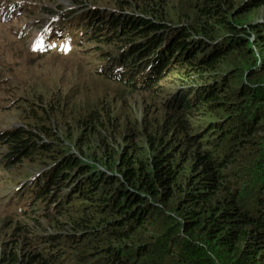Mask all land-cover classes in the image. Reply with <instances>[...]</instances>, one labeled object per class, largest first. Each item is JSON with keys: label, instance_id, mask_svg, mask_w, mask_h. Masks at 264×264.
I'll return each mask as SVG.
<instances>
[{"label": "trees", "instance_id": "trees-1", "mask_svg": "<svg viewBox=\"0 0 264 264\" xmlns=\"http://www.w3.org/2000/svg\"><path fill=\"white\" fill-rule=\"evenodd\" d=\"M122 1L117 4L141 12L117 8L119 12L106 18L112 29L100 36L102 42L147 40L143 44L147 51L149 46L159 50L166 41L168 47L158 54L156 75L165 71L172 76L182 71L186 55L187 61L200 52L202 56L185 69V86L160 102L156 114L132 121L114 119L109 106L99 100L97 107L83 106L76 115L66 114L55 101L48 103V110L40 100L37 104L25 100L28 125L7 130L2 138L10 156L18 158L1 161L11 159L16 164L39 153L53 155L50 181L40 189L44 215L30 217L35 226L44 229L36 223L42 221L53 232L36 233L24 221L18 222L25 230L27 249L21 251L16 243L1 252L0 264H264V66L252 67L247 78L234 85L236 78L202 88L196 83L234 50L250 53L252 43L264 46V18L260 23L238 19L264 8V0H181L179 9L172 6L174 0ZM218 37L220 42L212 44ZM227 101L236 102L228 106ZM216 108L226 109L225 117L205 123L209 127L204 134H194L196 118L203 110ZM67 119L89 134L99 129L97 136L106 140L115 130L123 138L128 136L124 140L130 143L121 149L118 162L125 186H115L97 201L108 175H92L78 165L80 159L64 150H48V141L32 133L52 135L51 125ZM74 146L85 144L74 139ZM115 161L111 156L107 163ZM149 198H157L174 213L167 217L165 231L156 229Z\"/></svg>", "mask_w": 264, "mask_h": 264}, {"label": "rangeland", "instance_id": "rangeland-1", "mask_svg": "<svg viewBox=\"0 0 264 264\" xmlns=\"http://www.w3.org/2000/svg\"><path fill=\"white\" fill-rule=\"evenodd\" d=\"M9 1L0 0V6L8 4ZM19 1L23 0H16V2ZM27 1L37 2L33 15L34 20L35 18L38 20L44 18L43 12L40 11L42 4H46L51 8L60 9V7L68 4L73 5L79 1H87L91 8L117 9L120 7L129 12L135 11L138 14L141 12L140 8H128L118 5L117 3H123L122 0ZM180 1L174 0L172 6L176 9L181 8ZM130 2L133 3L132 0ZM71 7L76 6H68V8ZM74 14L77 17L76 27L74 28V32H76L86 22L87 15L82 8L75 9ZM263 18L264 8H260L245 13L238 19L242 23L249 21L251 23H258ZM95 20L99 27L102 28L104 26V24L100 23L104 19L98 16L95 17ZM33 26L34 23L27 17L26 12H20L5 21L0 20V131H3L2 133L0 132V163L4 164L3 167L0 166V254L2 251H8L9 248H13L16 243L17 247L22 248L21 251L24 252L27 249L24 248L26 244L23 235L25 230L19 229L18 222L24 221L28 229L31 231L34 230L36 233L46 232L49 234L53 232V229L42 224V221L36 223L43 226L44 229L35 226L34 221L30 217L15 216L16 218H14L6 215L10 213L9 203L11 201L15 202V206L22 203L20 197L22 193L17 194L13 186L22 182L31 183L35 177L41 176L33 183H36L40 189H44V183L50 181V174L53 172V169H47L51 166V160L53 159V155H50V152L35 154L34 156H30L29 160H18L16 164H13L15 162L11 160L13 159L11 157L18 158V156H10L11 153L8 143L2 141L5 131L26 127L28 125L29 119H26L28 113H26L27 105L25 100H30L35 104L40 100L48 110V103L55 101L59 103L60 109L66 114L73 113L74 115L79 114L81 109L78 110V108H82L83 106L87 108H90L91 105L92 107H97V100H99L103 103V106H109L108 109H110L111 116H114V119L124 122L132 121L133 118L138 119L143 114H146V116H151L153 113L156 114L160 109V102L164 103L168 101L172 93H178L180 87L185 86L186 80H183L182 76L185 74V69L189 70L195 65L198 57L202 56L201 52L198 54L195 53V57L187 61L189 56L187 57L185 54L187 58L185 57V61L182 63L184 66L181 67L182 71H177L172 76L162 74L156 86L151 89H135L131 91L121 85L117 80H112L110 76L106 75L107 73H95L96 67L101 64L103 58L106 55H113L115 53L117 50L116 44H104L101 42L96 43L97 47L92 48V43L84 41L83 45L76 47L71 55L63 56L58 53L33 55L28 53L27 42L24 38V35L27 31L30 32ZM20 31L22 32L21 35L18 34ZM221 38H216L212 44L220 42ZM166 44L167 42L165 41L163 46H166ZM167 47L168 45L164 48L166 49ZM98 48H101L106 54L102 55ZM250 50L251 52L249 53L247 50L237 49L223 56L219 65L210 67L208 71H205L203 75L198 77L199 80L196 83L199 84V88L219 80L222 85H225L236 78V81L233 83L234 85L241 79L244 81L247 78L245 76L249 69L262 68L264 66V46L252 43ZM12 93H16L17 95L13 96ZM230 102L236 101H227L226 104L229 106L231 104ZM226 114L227 111L224 108L203 110L202 115L196 118V124L193 126L194 129L192 132L197 134L198 131H202V134H204L203 129L207 130L209 127H206L207 124L205 123L213 120H221ZM153 118L154 116L151 117V119ZM69 121L67 119L65 123L57 122V124H52L51 132L49 131L52 135L37 132L36 130H32V133L34 136H40L44 141H48L47 143H49L50 148L48 150H64L66 153L72 154L77 159H80L81 163H78V165L84 168V170L89 169L92 175L95 172L108 175V183L100 188V196H97V201L103 198L104 195L112 192L111 190L115 186L119 184H121V187L123 185L125 186V178L121 176L120 170L122 168L118 162L121 161L123 151L121 149L130 143L124 140L128 136L124 134L125 138H123L121 132L115 130L112 135H109V139L106 140L104 137L97 136L99 129H95V133L89 134V132L77 128ZM213 132H215L214 128L207 133V136H211ZM74 139L83 142L85 146L77 148L74 146ZM139 142L141 146L145 145L144 138H141ZM87 149L90 151H87ZM79 150H83V153ZM94 150H97V154L94 153ZM111 156L116 159L112 165L107 163ZM5 157L11 159L1 161ZM10 164L13 165L6 168ZM60 167L62 165L57 166L56 171L60 170ZM63 173H67V171ZM115 178H118L119 181L113 183L112 180ZM31 192L29 200L34 196L32 189ZM94 200L91 202L97 204L98 202ZM148 202L153 204L151 213L152 218L157 222L156 229L159 232L165 231L168 227L167 217L169 214L174 215V213L172 211H166L165 205L158 202L157 198H149ZM34 241L36 242V238H34Z\"/></svg>", "mask_w": 264, "mask_h": 264}, {"label": "clouds", "instance_id": "clouds-1", "mask_svg": "<svg viewBox=\"0 0 264 264\" xmlns=\"http://www.w3.org/2000/svg\"><path fill=\"white\" fill-rule=\"evenodd\" d=\"M9 2H16V0H10ZM22 2V9L19 11H15L13 16L16 14H19L20 12H26L27 17L33 21L34 28L36 25H39L38 29L36 31L41 32V35L39 36L38 40L46 39L49 38L50 42L53 40H58L62 38H58V34L61 32L54 31L52 29V25L54 23H57L59 27L65 31V33H73L74 28L76 27V19L77 17L75 16V9H80L82 8L85 14L87 15L86 22L82 24L76 33L79 36H83L84 41L90 42L91 47H97L96 43H101L102 41L100 40V35L104 36V31L112 29L111 26H108V20L106 18H109L110 14H114L119 12L118 9L116 8H99V7H93L91 8L87 1H79L76 4L73 5H66L64 7H60V9H55L51 8L46 4H42L40 6V11L43 12L44 18L42 20H38L33 18L34 11L36 9L37 2H31L27 0L19 1ZM7 4L4 6H0V10L4 11L6 10ZM68 6H76V7H71L68 8ZM127 13H132L127 11ZM71 15L75 16V19L65 22V18L69 17ZM11 17H6V18H0L1 21H5ZM56 16H59L57 18ZM100 17L104 20H101L100 23L104 24V26L101 28L96 24L95 17ZM55 19H58L56 22ZM62 21V22H61ZM81 29V30H80ZM119 29V28H118ZM103 33V34H101ZM22 32L20 31V33ZM67 38H63L67 42V46L64 47V51H56L55 49H51L49 51L46 50H39L36 52H30L28 49V53L33 54V55H42L46 53H58L63 56L71 55L76 47H80L83 45V42H78L76 40H73L72 36L66 35ZM24 38L26 39L25 41L27 42V48L30 45V42L33 38V34L31 31H27V33L24 35ZM167 37H162L163 40H165ZM49 43V42H46ZM104 43V42H102ZM137 42H128V43H121L119 41H116L117 45V50L113 55H106L103 58V61L101 64H99L96 69L95 73L97 74H106L112 78V80H117L118 82L121 83H127L128 85H131L133 87H136L137 89H144L146 87L144 86H152L151 88L156 86V83L160 80L161 78V73H165L160 71L159 75H156V72L160 69V66L156 65L157 59H158V54L162 49L159 51L154 48L153 46H149V49L145 51V46L143 44L147 43V40H140L137 43V46L133 47L132 45ZM105 44V43H104ZM114 44V43H113ZM54 46V45H53ZM90 47V46H89ZM138 47L140 48L138 51H135ZM163 47V46H162ZM100 53L106 54L101 48H98ZM141 51H144L143 54H139ZM124 66L125 69L121 70L118 66ZM159 68V69H158ZM1 133L3 132L2 130L0 131ZM0 133V134H1ZM52 165V164H51ZM51 168L49 166L47 169ZM46 169V170H47ZM45 170V171H46ZM41 177V176H39ZM39 177H35L32 182H22L19 183L18 185L13 186L14 191L17 192V194L22 193L25 189L28 190V197L26 199V207L22 208L19 213H8L6 215L12 216L14 218L16 217H32V216H42L44 215L45 207H44V194L41 192L40 188L36 185V183H33L36 179ZM32 183L33 185H36L37 191H35L32 188ZM22 188V189H21ZM31 189L34 191V195H37V201L34 202L33 196L29 200V196H31ZM16 216V217H15Z\"/></svg>", "mask_w": 264, "mask_h": 264}, {"label": "bare ground", "instance_id": "bare-ground-1", "mask_svg": "<svg viewBox=\"0 0 264 264\" xmlns=\"http://www.w3.org/2000/svg\"><path fill=\"white\" fill-rule=\"evenodd\" d=\"M121 70H124L125 69V67L124 66H122V65H120V66H118Z\"/></svg>", "mask_w": 264, "mask_h": 264}]
</instances>
